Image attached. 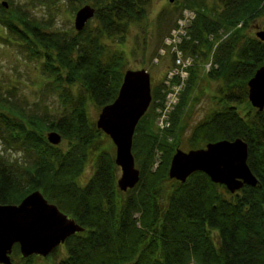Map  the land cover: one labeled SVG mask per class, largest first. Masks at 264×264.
Wrapping results in <instances>:
<instances>
[{
    "label": "trees",
    "instance_id": "trees-1",
    "mask_svg": "<svg viewBox=\"0 0 264 264\" xmlns=\"http://www.w3.org/2000/svg\"><path fill=\"white\" fill-rule=\"evenodd\" d=\"M147 1L95 0L99 23L92 25V19L83 30L69 34L45 31L44 24L33 21L19 6L0 8V25L11 39L0 37L18 41L29 59L42 60V72L52 79L48 85L59 91L64 113L48 128L70 141L64 151L45 138L41 122L0 113V139L36 154L32 168H24L7 162L0 151V203L18 204L41 190L84 227L66 240L68 256L56 264H264V109L253 107L248 99V82L264 65V41L247 34L251 21L264 17V0H220L222 7L209 12L205 0H188L198 9V17L182 46L189 54L208 56L214 45L209 35L220 39L215 52L218 66L209 73L213 78L222 76L227 85L221 89V107L196 127L191 140L198 145L244 139L258 184L232 193L204 171L194 172L185 182L170 178L167 170L174 148L158 143L149 120L156 102L165 96L163 83L152 88L153 103L136 127L132 151L141 178L125 195L117 186L120 168L102 148L100 136L105 132L91 118L88 106L102 109L117 98L125 57L119 50L111 52L104 41L124 35L129 22L144 14ZM196 72L191 70L188 91L168 135L181 123L183 102ZM235 102L248 104L250 110L244 113ZM158 148L166 157L153 170ZM91 154H96L94 172L81 185L76 177ZM38 257H23L19 245L14 246L15 264H34Z\"/></svg>",
    "mask_w": 264,
    "mask_h": 264
},
{
    "label": "rangeland",
    "instance_id": "rangeland-1",
    "mask_svg": "<svg viewBox=\"0 0 264 264\" xmlns=\"http://www.w3.org/2000/svg\"><path fill=\"white\" fill-rule=\"evenodd\" d=\"M3 1L8 2L9 6L7 9L12 6H19L22 8L21 10L24 9L33 21H38L45 25V31H60L68 34L76 31L75 15L77 10L84 4L89 3L92 5L95 2V0H0V8L3 6ZM205 1L208 12L209 10L212 11V9L222 7L220 0ZM251 8L253 6L249 9ZM197 17L198 9L190 7L188 0H148L144 14L139 20L129 22L124 35L108 38L104 41L111 52L116 50L123 52L125 72L128 69L137 70L144 68L151 74L152 88L155 89L159 84L164 83L165 96L162 102L165 103L167 94L173 85H180L178 102L173 105V109L169 112V126L163 128L162 124L157 122L158 117L162 116L160 112L162 102L157 105L159 100L154 107L155 112H152V118L149 119L153 123L150 125H152V128L154 126L153 134L154 136L156 135L158 143H165L169 147L174 148L173 155L179 148L189 151L206 147L209 142L202 141L198 145L193 143L191 140L193 132L198 125L209 118L210 114L221 107L224 98L221 89H227L226 80L222 76L213 78L209 73L213 67L218 66L215 62V52L220 39L217 41V38L209 35V39L214 42V45L208 56L189 54L182 47L185 41L190 39V30ZM263 20L264 17H257L256 20L251 21L247 28V34L257 37V32L264 30ZM98 23L95 17L91 21L94 26ZM237 27H242V25L238 24ZM221 31L223 36L227 35L226 31ZM0 34L5 38H10L9 31L2 25H0ZM244 42L241 41L240 44L242 45ZM178 55H181L183 60H191V64L184 68L187 72L185 77L182 74L173 75V70L177 67L175 63ZM41 64L42 60L29 59L24 50H21L18 41L14 39L10 41L0 37V113L4 112L17 119L23 118L25 121H27L26 118H32L38 124L41 122L39 128L44 133L45 138H47L48 132L54 130L48 128V124L64 113L65 106L59 91L48 85L52 79L42 72ZM192 69L195 72L196 70L198 71V76L195 78L194 84L190 87L189 93L183 102L181 123L168 135L167 130L172 129L174 126L173 116L181 104V99L188 91ZM237 92L239 93L240 90L237 89ZM1 100H4V102ZM235 103L239 106V110L244 113L250 110L248 104ZM88 109L91 118L97 121L102 109L97 108L94 104H89ZM21 112L24 117L19 114ZM143 138L142 135H140L139 139L137 138L140 146ZM100 142L103 149L114 157L116 156V145L110 136L103 133L100 136ZM10 146V144L0 139V151L4 159L20 167L32 168L31 166L36 159L35 151L23 148L16 149ZM58 146L66 151L70 147V141L62 138ZM162 155L163 152L158 148L156 150V164L153 170H156L162 160L164 161L166 156ZM95 161L96 154H91L84 164V170L76 177V181L79 184L84 185L89 181L94 172ZM138 165L140 166V163ZM170 165L171 163L167 170L168 173ZM120 174L121 171L119 176ZM169 184L170 182H167L165 186ZM123 193L127 194V192ZM225 195L231 198L229 193ZM67 247V242L62 243L53 254L36 258L34 264H56L68 256ZM18 260L19 257L14 258V261Z\"/></svg>",
    "mask_w": 264,
    "mask_h": 264
},
{
    "label": "water",
    "instance_id": "water-1",
    "mask_svg": "<svg viewBox=\"0 0 264 264\" xmlns=\"http://www.w3.org/2000/svg\"><path fill=\"white\" fill-rule=\"evenodd\" d=\"M2 5L9 6L7 1H3ZM96 10L89 3L77 10V31L83 30L95 17ZM257 37L264 41L263 29L257 32ZM248 86L251 105L263 110L264 65L250 78ZM152 100L150 72L144 68L128 69L117 98L102 108L96 121L97 127L108 134L116 145L115 162L121 170L117 185L123 192L134 188L141 178L132 146L136 127ZM47 140L58 145L62 134L52 130L48 132ZM248 156L249 145L242 138L221 139L189 151L179 148L173 155L169 176L185 182L194 172L204 171L214 183L223 184L235 193L246 184L256 186L259 182L248 164ZM82 231L84 227L50 202L41 190L32 191L19 204L0 203V264H15L12 253L16 244L23 257H47L70 236Z\"/></svg>",
    "mask_w": 264,
    "mask_h": 264
},
{
    "label": "built area",
    "instance_id": "built-area-1",
    "mask_svg": "<svg viewBox=\"0 0 264 264\" xmlns=\"http://www.w3.org/2000/svg\"><path fill=\"white\" fill-rule=\"evenodd\" d=\"M176 69L173 70V75L179 74V75H184L183 77H185V73H187L185 71V67H187V65L191 64V60H183V57L181 55H178L177 59H176ZM179 91H180V85L179 84H175L172 86V89L168 92L165 103H163V106L160 110L161 115L159 116L157 119L158 124H162V127L164 128L165 126H169L170 121V115L169 112H171V110L173 109V105L178 102L179 99Z\"/></svg>",
    "mask_w": 264,
    "mask_h": 264
}]
</instances>
